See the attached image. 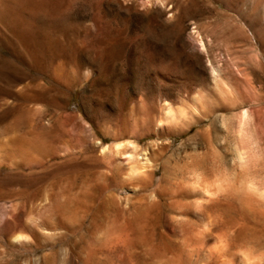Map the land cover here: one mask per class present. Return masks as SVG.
<instances>
[{"label":"rangeland","instance_id":"rangeland-1","mask_svg":"<svg viewBox=\"0 0 264 264\" xmlns=\"http://www.w3.org/2000/svg\"><path fill=\"white\" fill-rule=\"evenodd\" d=\"M0 264H264V0H0Z\"/></svg>","mask_w":264,"mask_h":264},{"label":"bare ground","instance_id":"bare-ground-1","mask_svg":"<svg viewBox=\"0 0 264 264\" xmlns=\"http://www.w3.org/2000/svg\"><path fill=\"white\" fill-rule=\"evenodd\" d=\"M201 43V42H200ZM201 48H203V46H200ZM204 49V48H203ZM216 73V72H215ZM217 74V73H216ZM166 112V115L168 116V117H170L171 116V113L168 111V109L165 111ZM245 112V111H244ZM243 112V113H244ZM241 116V121H243V120H245L244 118H245V115L244 114H242V115H240ZM251 117V116H250ZM240 118V117H239ZM249 119V118H248ZM247 119V120H248ZM250 121V120H249ZM240 125H241V123L240 122H238ZM238 124V126H240ZM245 124H246V121H245ZM242 125H244V124H242ZM242 128H243V126H242ZM245 128V127H244ZM243 128V129H244ZM251 128V127H250ZM239 130H240V128H239ZM241 131V130H240ZM243 131V130H242ZM241 131V132H242ZM123 146H125L124 144H123ZM123 146H121V145H118V146H115L114 147V149H112V150H114V151H112V155H113V152L116 154V155H118V157H119V153H120V151H121V153H123L124 154V152H122L123 151V149L125 150V148L123 147ZM123 147V148H122ZM126 147V146H125ZM103 148H105V147H103ZM236 148V147H235ZM109 149V148H108ZM122 149V150H121ZM126 149H128V148H126ZM135 149H137L136 147H135ZM235 150V149H234ZM106 152V149H103V152ZM109 151V150H108ZM135 151V150H134ZM137 151V150H136ZM111 152V151H110ZM144 152V151H143ZM237 152H238V150H237ZM108 153V152H107ZM135 153V152H134ZM134 153H133V155H134ZM126 154V153H125ZM124 154V155H125ZM136 154V153H135ZM133 155H128L127 156V166H128V170H129V172L131 173V174H133V173H135V171H136V167H135V165H132V162H133ZM145 155V154H144ZM148 158V157H147ZM240 159V158H239ZM125 160H126V157H125ZM136 161V160H135ZM148 161V160H147ZM134 163V162H133ZM136 163V162H135ZM139 163V162H138ZM146 163V162H145ZM145 163H143V165L145 164ZM126 165V164H125ZM141 165V164H140ZM143 165H141V166H143ZM146 166V165H145ZM138 169V168H137ZM142 169H145V167L143 166V168ZM138 171H139V169H138ZM137 172V171H136ZM203 197V196H202ZM201 197V198H202ZM199 216V215H198ZM15 234V233H14ZM20 236V234H17V235H15V236ZM15 236H13V237H15ZM22 237V236H21ZM13 239H15V238H13ZM23 239V238H22ZM21 241V240H20ZM16 243H18V242H16Z\"/></svg>","mask_w":264,"mask_h":264}]
</instances>
